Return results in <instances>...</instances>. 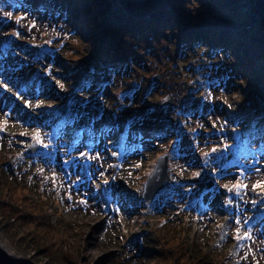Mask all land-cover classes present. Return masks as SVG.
Returning a JSON list of instances; mask_svg holds the SVG:
<instances>
[{"label": "rangeland", "instance_id": "374dc122", "mask_svg": "<svg viewBox=\"0 0 264 264\" xmlns=\"http://www.w3.org/2000/svg\"><path fill=\"white\" fill-rule=\"evenodd\" d=\"M33 25L34 20L22 31ZM60 30L46 42L56 51L43 60L44 70L40 57L28 59L27 83L9 75L15 63L0 64V131L6 132L0 135V185L34 184L13 190L38 223L28 235L24 228L19 233L27 236L22 244L31 263L264 264V117L246 86L238 88L243 68L236 64L234 43L178 44L174 60L160 51L162 59L149 55L156 64L147 70L137 65L144 72L136 88L119 82L128 63L119 55L117 75L108 71L87 101L73 87L51 90L60 71L57 59L67 61L61 53L69 36ZM12 36L1 37V55ZM162 70V82L151 83ZM36 73L51 85L40 87ZM110 82L115 91L101 94ZM64 91L69 92L59 94ZM166 93L174 105L158 109ZM41 95L52 100L38 112L33 105ZM165 123L169 127L161 129ZM32 142L40 150L29 154L25 149ZM163 153L169 154L171 184L145 201L142 183ZM245 233L248 238L237 239ZM32 234L44 237L42 244L50 240L51 257L41 243H28Z\"/></svg>", "mask_w": 264, "mask_h": 264}, {"label": "trees", "instance_id": "16d2710c", "mask_svg": "<svg viewBox=\"0 0 264 264\" xmlns=\"http://www.w3.org/2000/svg\"><path fill=\"white\" fill-rule=\"evenodd\" d=\"M16 17L18 19L14 20ZM33 20L34 25L24 33L22 30ZM61 28H65L64 33L69 36L64 41L67 48L61 54L66 56V64L70 67L64 75V68L57 59L60 71L54 77L52 91L73 87L76 96L91 101L99 81H106L109 77L106 75L108 71L117 75L119 55L128 61L119 80L127 85L132 80L141 79L144 71L137 65L147 70L156 64L147 57H159V51L163 52L165 60H174L180 56L178 44L197 41L210 47L213 44L227 48L229 43H234L236 64L243 68L239 74L242 84L238 88L242 89L243 84L246 86L250 99L256 108L259 106V111H255L264 117V0H0V39L8 33L14 39L8 43L10 46L6 48L5 55L0 52L1 67L15 63L14 69L10 67L9 75L16 74L18 80L25 81L30 70L28 59L40 57L41 70H44L46 64L43 60L49 56L34 53L23 45L53 41ZM222 41L226 43L221 44ZM159 42L160 45L154 44ZM10 49H19L26 58L12 54ZM123 51L127 53L120 54ZM116 87V83L110 82L108 91L101 94L114 92ZM254 92L257 95L254 96ZM41 96L42 99L33 105L36 111L52 100L47 95ZM71 101V104H76ZM0 135H6V132L1 130ZM1 141L0 149H3ZM1 169L4 172V167ZM10 177L13 180L16 176ZM24 183L22 187L16 184L14 188L0 185V264H32L31 256L25 253L22 243L25 244L26 235L30 233L28 229H34L38 223L20 196H13L14 191L18 193L22 188L31 190L34 186L32 182ZM22 228L26 235L19 234ZM32 235L28 243H41L44 238ZM49 243L50 240L41 243L42 253L51 257L53 252Z\"/></svg>", "mask_w": 264, "mask_h": 264}, {"label": "water", "instance_id": "95a60500", "mask_svg": "<svg viewBox=\"0 0 264 264\" xmlns=\"http://www.w3.org/2000/svg\"><path fill=\"white\" fill-rule=\"evenodd\" d=\"M25 47L31 48L36 52L42 53V54H50L53 53V49H51L46 44H35V43H27L24 45ZM162 77V74H155L153 75L150 80L153 82L160 81ZM37 78L40 80H45L40 74L37 75ZM184 90H187L188 85L186 82L182 83ZM132 86H135L133 83ZM173 104L171 94L167 93L161 103L160 107L162 106H171ZM59 112L61 114H64L66 112V106H62L59 108ZM164 127V126H162ZM28 152L33 153L37 150H39V146L36 143H32L30 146L26 149ZM171 178L168 174V154H162L156 158L154 167L152 172L146 177L142 184V199L146 201H151L154 196L164 187L165 184H170ZM211 186L210 182H207L205 184L206 188H209Z\"/></svg>", "mask_w": 264, "mask_h": 264}, {"label": "snow or ice", "instance_id": "6c2138e0", "mask_svg": "<svg viewBox=\"0 0 264 264\" xmlns=\"http://www.w3.org/2000/svg\"><path fill=\"white\" fill-rule=\"evenodd\" d=\"M213 151H215V149H213ZM205 155H207V154H205ZM196 175H199L198 173L196 174ZM239 185H233V188H235V187H238ZM258 186H260V185H256V186H254V187H258ZM225 187H227V185H225ZM248 233H245L244 234V236H239V235H237V239L239 240V239H246V238H248Z\"/></svg>", "mask_w": 264, "mask_h": 264}]
</instances>
